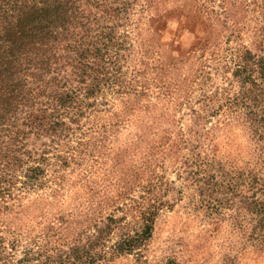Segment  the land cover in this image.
I'll list each match as a JSON object with an SVG mask.
<instances>
[{"label":"rangeland","instance_id":"obj_1","mask_svg":"<svg viewBox=\"0 0 264 264\" xmlns=\"http://www.w3.org/2000/svg\"><path fill=\"white\" fill-rule=\"evenodd\" d=\"M262 28L264 0H137L116 85L102 86L48 149L44 182L0 209L7 250L19 258L63 246L108 215L133 229L148 210L140 255L101 264H264L230 211L199 189L208 163L240 168L253 158L249 133L216 94Z\"/></svg>","mask_w":264,"mask_h":264},{"label":"trees","instance_id":"obj_2","mask_svg":"<svg viewBox=\"0 0 264 264\" xmlns=\"http://www.w3.org/2000/svg\"><path fill=\"white\" fill-rule=\"evenodd\" d=\"M136 2L0 0V209L10 207L16 191L44 182L48 149L102 86L116 85ZM256 42L254 50L237 51L229 87L216 94L249 133L253 158L240 168L208 163L199 189L264 252V28ZM152 212L140 211L133 229L131 221L108 215L63 246L26 248L19 258L0 237V264H101L120 254L139 256L151 236Z\"/></svg>","mask_w":264,"mask_h":264}]
</instances>
